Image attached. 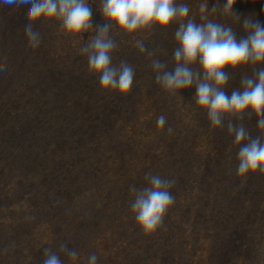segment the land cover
<instances>
[{
    "label": "rangeland",
    "instance_id": "374dc122",
    "mask_svg": "<svg viewBox=\"0 0 264 264\" xmlns=\"http://www.w3.org/2000/svg\"><path fill=\"white\" fill-rule=\"evenodd\" d=\"M178 2L188 4L194 17L199 6L191 7L203 3ZM90 3L93 25L103 24L100 0ZM28 7L0 5V63L8 67L0 73V264H43L44 248L55 250L61 241L80 254L68 264H86L91 253L97 255L98 264H109L96 249L101 233L107 234L110 252L127 241L123 245L128 258L123 264H264V175H237V155L190 157L182 147L176 156L169 155L160 163L163 157L152 147L151 165L136 170L118 196L106 202L105 211H96V216L85 212L87 199L111 167L122 159H133L131 165H137L133 155L139 156L144 149L122 139L100 141L102 131L93 122L103 113L98 109L87 115L98 98L118 104L114 93L97 94L98 79L89 74L87 58L79 54L89 34H84L85 41H77L66 37L58 26L38 24L42 42L32 49L23 30ZM220 19L242 33L236 31L239 24L232 18ZM169 29L166 35L159 30L143 33L147 46L156 49L164 61L172 59L170 46L165 45ZM132 35L136 34L117 37L113 63L126 60L135 70L146 71L143 59L149 57L134 46ZM88 104L90 108L83 111ZM78 113L77 125L70 116ZM176 119H182L184 126L208 120L196 106ZM232 145L231 153H238L239 146ZM149 172L175 179L171 189L175 202L164 226L145 235L131 211L134 197L129 189L145 186L144 176ZM257 200L260 209L249 213L245 207ZM32 214L42 216L40 222ZM123 216L129 218L126 225ZM73 222L77 229L72 232L60 228ZM47 223H55L59 235L49 233ZM61 259L66 260L63 255Z\"/></svg>",
    "mask_w": 264,
    "mask_h": 264
},
{
    "label": "clouds",
    "instance_id": "9594fccd",
    "mask_svg": "<svg viewBox=\"0 0 264 264\" xmlns=\"http://www.w3.org/2000/svg\"><path fill=\"white\" fill-rule=\"evenodd\" d=\"M236 0H219L209 10L208 0L199 4V22L190 16L189 5L178 0H100L99 10L104 23L93 25L90 0H0L5 7L20 8L29 5L27 24L23 30L28 46L40 47L41 32L37 25L58 26L66 37L85 41L79 54L87 58L88 72L98 79L102 93H130L135 67L121 60L113 63V52L118 48L117 37L132 35L134 46L140 53L151 57L150 68L155 82L171 97L184 99L182 90L194 87V101L206 111L212 128L224 129L234 135L239 146L237 175L249 173L264 175V26L258 20L246 17L242 21L245 36L238 38L232 25L210 19V15L232 18L237 24L241 17L234 11ZM177 47L172 52V69L167 61L157 57V50L150 49L143 38L144 32L159 30L166 35L171 25ZM92 33H95L94 35ZM251 66L252 75L243 74L239 88H233L229 96L233 73ZM227 69V70H226ZM8 71L6 63H0V73ZM255 117L259 134L253 135L244 123ZM166 118L161 115L157 124L163 126ZM173 129L169 126L168 132ZM145 186H130L133 194L130 208L143 234L154 233L164 226L167 211L175 202L171 192L175 179L159 174L145 173ZM61 241L57 249L43 250V264H68L76 262L79 252L68 248ZM63 255L66 260L61 259ZM86 264H98L95 253L88 255Z\"/></svg>",
    "mask_w": 264,
    "mask_h": 264
},
{
    "label": "trees",
    "instance_id": "16d2710c",
    "mask_svg": "<svg viewBox=\"0 0 264 264\" xmlns=\"http://www.w3.org/2000/svg\"><path fill=\"white\" fill-rule=\"evenodd\" d=\"M201 1L205 2V0ZM216 2L217 0H208L209 10ZM224 2L225 0H219L220 4ZM197 5L199 6V2L194 3L191 8ZM233 9L241 17V23L238 25L239 28H236V31L242 32L241 34L236 32L238 38L246 35L242 27V21L246 17L258 20L260 24L264 26V0H236ZM220 17L222 16L219 15V13L209 16L210 19L221 23ZM195 18H199V14L196 15ZM197 22H199V20ZM176 27H178V25L175 24L170 27L168 31L169 37L165 41V45L170 46V51L172 52L173 49L177 47L174 39ZM151 59V57L143 59L148 68L146 71H143V69L135 70L133 87L130 93L126 95H120L118 93L113 94L117 97V105H113V103L106 100L105 97H100L101 99L98 98V100L92 101L93 106L91 108L89 104L83 106L84 108L82 107L83 111H87L90 108L87 111V115L92 112L96 114L95 112H98V109H100V113H103V115L99 114L98 119L95 118L93 122L95 129L102 131L99 139L100 141L103 138H110L111 140L122 139L128 144L140 145L146 151V153H144L143 150V153L139 154V156H136V154L133 155V158L137 159V165H135V162L131 165L133 159L131 161L122 159L111 167L112 169L106 175L105 179L92 191L91 196L87 199L88 202L85 212H87L89 216L92 214L96 216V211L99 212L101 209L105 211L108 204H106V202L112 200L114 196H118L122 188L126 187L127 183L136 175L135 171L139 170V168H143L144 171L147 169V166L151 165L153 158L149 153L152 151V147L158 152V154H156L157 156L163 157L160 163L168 159L169 155H172V158L176 156L178 149L182 147L188 149L186 150V155L190 157H192V155L202 158L227 155L230 158H234L237 155V153H231L234 135L231 137L226 127L224 129L212 128L210 122L208 120L204 121V119L202 120L203 125L195 124L194 121H191L184 126L182 124V119H176L178 114L182 112L188 113L190 107H197L193 99L195 88L192 87L182 90L181 95L184 99L171 97L155 82V73L150 68ZM159 59L162 60V58ZM165 61L168 62L169 70H171L173 67L172 59ZM261 66L264 65H257L256 67ZM243 74L252 75L251 66L245 67L242 70L238 69L233 73L230 86L225 89L229 96L233 88H239V81ZM96 92L101 96L102 92L100 89ZM188 102H190V106ZM117 109L120 111L117 112ZM201 110L206 113L205 110ZM79 115L80 113L75 116L71 115L70 121L77 123ZM161 115L166 118V123L163 126L157 124V120ZM104 117L108 119V122L103 119ZM85 121L86 119H84V124L86 123ZM151 122L152 126L150 127L149 125ZM244 123L254 135L259 134L258 130L256 133L253 130L257 124L255 117L250 120L246 118ZM169 126L173 129L171 134L168 132ZM181 126L188 128L190 132H186L187 130L182 128L180 129L179 127ZM86 136L87 135L84 136V139H86ZM92 157L93 154H90L89 158L91 159ZM124 158H126V156ZM259 205L260 202L257 200L255 204H251L249 207H245V209L249 213H252L260 209ZM35 215L32 214L34 219H36L35 222H40L39 217L42 216ZM122 219L126 225V220L129 218L123 216ZM76 226V223L73 222L60 225V228H63V232L65 230L72 232L77 229ZM45 227L49 233L55 236L59 235V227H57L55 223H47ZM112 237L115 238V235H112ZM122 241L124 242L123 244L127 243L126 240ZM109 244L110 241L107 238V234L101 233L98 243L96 244V249L100 256L107 257V262L109 264H123L128 258L126 256L127 250L124 249V245L116 244L114 250L110 252L111 248H109Z\"/></svg>",
    "mask_w": 264,
    "mask_h": 264
}]
</instances>
